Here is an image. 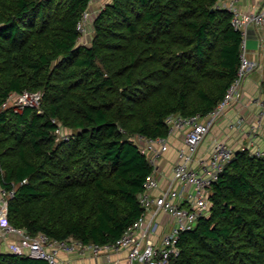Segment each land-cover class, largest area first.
<instances>
[{"label": "trees", "instance_id": "16d2710c", "mask_svg": "<svg viewBox=\"0 0 264 264\" xmlns=\"http://www.w3.org/2000/svg\"><path fill=\"white\" fill-rule=\"evenodd\" d=\"M92 1L0 0V183L15 189L16 228L104 245L145 212L153 167L132 138L212 111L237 76L242 34L223 0H109L85 42ZM26 91L42 93L39 107L4 106ZM211 201L170 264H264V156L238 151ZM0 264L50 263L0 252Z\"/></svg>", "mask_w": 264, "mask_h": 264}, {"label": "built area", "instance_id": "2783aa9c", "mask_svg": "<svg viewBox=\"0 0 264 264\" xmlns=\"http://www.w3.org/2000/svg\"><path fill=\"white\" fill-rule=\"evenodd\" d=\"M241 0H223L218 7L226 8L232 14V25L242 34L241 63L237 76L227 90L224 99L208 114L182 116L169 115L165 122L169 135L183 132L184 145L178 150V160L173 166V175L168 185L161 189L157 176L159 157L169 149L168 136L148 138L136 135L132 138L144 153L153 167L152 173L145 182V192L139 200L144 214L114 242L104 245L86 244L71 238L57 240L44 233L33 235L24 229L12 225L9 217V202L15 196V189L0 188V231L20 236L11 243L15 254H27L34 258H42L50 264H64L59 258L61 251L68 254L95 256L105 255L111 259L112 254L126 251V264H170L173 257L180 254L179 240L183 231L194 229L203 216L209 215L212 208L211 189L240 150H249L256 156H264V148H260L257 136L264 131V95L254 97L252 103L258 108L256 120L245 131L247 144L238 151L228 142L215 141L209 157L200 155V148L212 128L226 115L227 111L241 101L244 83L248 75L261 67L257 60L248 56V40L252 27L264 30V0H257L253 10H243ZM92 11L87 9L78 24L82 36L87 34L92 21ZM42 93L24 92L13 94L4 106L14 102L16 111L27 106L39 107ZM246 119L242 116L234 123L237 129H243ZM58 139L68 138L62 128L56 130ZM1 184V183H0ZM191 188V189H190ZM158 190H161L158 194ZM162 214L172 219L170 229L160 234Z\"/></svg>", "mask_w": 264, "mask_h": 264}, {"label": "crops", "instance_id": "0c3cea01", "mask_svg": "<svg viewBox=\"0 0 264 264\" xmlns=\"http://www.w3.org/2000/svg\"><path fill=\"white\" fill-rule=\"evenodd\" d=\"M256 4L257 0L240 1L241 8L246 11L253 10ZM91 8L94 10L92 4ZM82 40L88 41L86 37H83ZM248 56L250 59L259 61L261 67L248 75L244 83L241 101L227 111L206 137L199 152L202 156L209 157L214 142L218 140L228 142L237 151L247 144L245 131L255 122L258 113V108L252 103V99L264 95V30L256 26L252 27L248 40ZM242 116L246 119V124L243 129H237L234 127V123ZM167 139L169 149L159 157V168L156 173L160 179L161 189H164L172 178L173 166L178 160V150L184 145V134L175 132ZM257 142L260 148H264V131L258 134ZM160 191L155 193L158 194ZM160 221L162 224L159 232L160 234L166 233L170 229L172 219L168 215L162 214ZM59 258L64 264H126L127 252L114 253L109 260L105 255L95 256L91 253L79 255L61 251Z\"/></svg>", "mask_w": 264, "mask_h": 264}, {"label": "rangeland", "instance_id": "374dc122", "mask_svg": "<svg viewBox=\"0 0 264 264\" xmlns=\"http://www.w3.org/2000/svg\"><path fill=\"white\" fill-rule=\"evenodd\" d=\"M108 1L109 0H93L92 6H94V10H97L99 8H102L106 3H108ZM94 10L91 8L93 15H95V12H96ZM89 28L87 30V34H85V36H84L87 38L88 41L91 39L92 32H93V31H90ZM9 104L13 105L14 102L11 101V102H9ZM19 239H20V236H18L16 234H7L4 231H0V252L14 253L13 250L11 249V243L14 241H18Z\"/></svg>", "mask_w": 264, "mask_h": 264}]
</instances>
